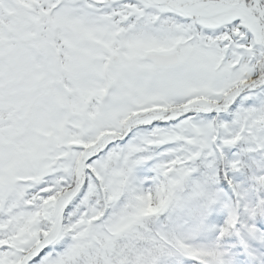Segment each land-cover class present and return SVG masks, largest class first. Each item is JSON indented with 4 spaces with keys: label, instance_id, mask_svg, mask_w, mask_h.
I'll use <instances>...</instances> for the list:
<instances>
[{
    "label": "snow or ice",
    "instance_id": "6c2138e0",
    "mask_svg": "<svg viewBox=\"0 0 264 264\" xmlns=\"http://www.w3.org/2000/svg\"><path fill=\"white\" fill-rule=\"evenodd\" d=\"M0 264H264V0H0Z\"/></svg>",
    "mask_w": 264,
    "mask_h": 264
},
{
    "label": "rangeland",
    "instance_id": "374dc122",
    "mask_svg": "<svg viewBox=\"0 0 264 264\" xmlns=\"http://www.w3.org/2000/svg\"><path fill=\"white\" fill-rule=\"evenodd\" d=\"M222 217H224L223 219H226L227 218V213H226V211H224L222 214ZM223 219H222V221H221V224H222V222H223ZM219 226V225H218Z\"/></svg>",
    "mask_w": 264,
    "mask_h": 264
},
{
    "label": "trees",
    "instance_id": "16d2710c",
    "mask_svg": "<svg viewBox=\"0 0 264 264\" xmlns=\"http://www.w3.org/2000/svg\"><path fill=\"white\" fill-rule=\"evenodd\" d=\"M252 198H253V202H255V194H253ZM214 215H215V214H214Z\"/></svg>",
    "mask_w": 264,
    "mask_h": 264
}]
</instances>
